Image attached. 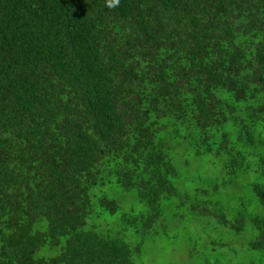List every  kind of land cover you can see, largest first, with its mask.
Masks as SVG:
<instances>
[{"label":"trees","instance_id":"16d2710c","mask_svg":"<svg viewBox=\"0 0 264 264\" xmlns=\"http://www.w3.org/2000/svg\"><path fill=\"white\" fill-rule=\"evenodd\" d=\"M109 2L0 0V264H264V0Z\"/></svg>","mask_w":264,"mask_h":264},{"label":"rangeland","instance_id":"374dc122","mask_svg":"<svg viewBox=\"0 0 264 264\" xmlns=\"http://www.w3.org/2000/svg\"><path fill=\"white\" fill-rule=\"evenodd\" d=\"M195 172L196 167H192L190 173ZM188 173L189 172L183 168V174ZM122 203L126 209H129L132 205L139 207L138 201L133 195L124 194L122 197ZM210 228L211 227H208L203 223H197L196 225L191 226L188 231H183L180 227L174 226L167 234H162L153 241L146 243V246L142 251L143 264H201V258L203 257L191 258L188 253L189 245L187 243V239L190 235L188 232L193 233V239L203 248L207 243H212L215 239L220 238L219 234L215 233ZM224 239L230 243L233 251H227L218 258L223 259L226 263L231 261L233 258L242 257V255L236 256L235 251H240L244 244L247 243L248 239L244 237L241 240L236 241L227 235V231H225ZM208 248H211V246L209 245ZM204 251H206V249ZM214 258L215 256L207 257V259L212 261Z\"/></svg>","mask_w":264,"mask_h":264},{"label":"clouds","instance_id":"9594fccd","mask_svg":"<svg viewBox=\"0 0 264 264\" xmlns=\"http://www.w3.org/2000/svg\"><path fill=\"white\" fill-rule=\"evenodd\" d=\"M114 6V4L111 2V0H110V2L108 3V7L109 8H111V7H113Z\"/></svg>","mask_w":264,"mask_h":264}]
</instances>
